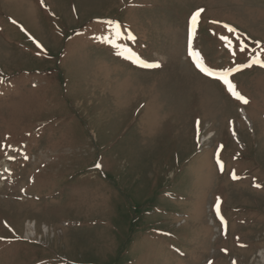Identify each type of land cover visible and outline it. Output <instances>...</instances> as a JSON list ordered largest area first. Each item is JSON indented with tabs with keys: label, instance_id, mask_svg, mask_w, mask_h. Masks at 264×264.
Returning <instances> with one entry per match:
<instances>
[{
	"label": "rangeland",
	"instance_id": "1",
	"mask_svg": "<svg viewBox=\"0 0 264 264\" xmlns=\"http://www.w3.org/2000/svg\"><path fill=\"white\" fill-rule=\"evenodd\" d=\"M189 39L264 0H0V264H264V67Z\"/></svg>",
	"mask_w": 264,
	"mask_h": 264
},
{
	"label": "snow or ice",
	"instance_id": "2",
	"mask_svg": "<svg viewBox=\"0 0 264 264\" xmlns=\"http://www.w3.org/2000/svg\"><path fill=\"white\" fill-rule=\"evenodd\" d=\"M41 3H43V0H41ZM204 11L205 10L203 8H199L191 14V17H190V25H191L190 37L195 34L197 24H198V19ZM13 23H15V21H13ZM108 23H112V22L108 21ZM213 23H217V22L213 21ZM116 27H117V35H119V26L117 25ZM224 27L229 32L235 33L237 31L235 28H233L230 25H224ZM129 38L135 39V37H131V36ZM221 39L227 40V37H221ZM246 47L247 46L244 45L243 42H241L240 51L244 52ZM232 54H233V56H235V52H233ZM189 55L193 57V59L196 63V66L199 68V70L202 73H204L205 75H208V76L215 77L219 81H222L223 85L226 86L228 92L231 93L232 96H234L238 101H241L244 104L248 103V100L243 95H241L239 91L236 90V85L232 82V80L229 77L233 72L240 71L241 67H251L252 64H256V65H259L260 67H264V60H262L260 58V53H256L252 57L251 63H249V64L237 66L234 68H229L226 70H220V71L214 70V69L205 65V63L203 62V58L200 56V54L198 52L192 50L191 39H189ZM145 66L152 67L154 65H145ZM96 167L100 168L101 164L97 163ZM221 168H223V165H221ZM233 179H238V177L235 174H233ZM255 186L261 187V185H259V184H256ZM218 210L219 209H218V205H217V211Z\"/></svg>",
	"mask_w": 264,
	"mask_h": 264
},
{
	"label": "bare ground",
	"instance_id": "3",
	"mask_svg": "<svg viewBox=\"0 0 264 264\" xmlns=\"http://www.w3.org/2000/svg\"><path fill=\"white\" fill-rule=\"evenodd\" d=\"M32 225V224H31ZM33 226H34V224H33Z\"/></svg>",
	"mask_w": 264,
	"mask_h": 264
}]
</instances>
